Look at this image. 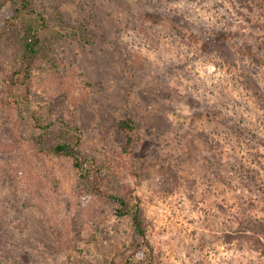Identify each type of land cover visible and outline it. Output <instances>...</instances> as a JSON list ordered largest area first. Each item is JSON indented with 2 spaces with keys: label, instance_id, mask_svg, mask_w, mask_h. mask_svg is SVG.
Returning a JSON list of instances; mask_svg holds the SVG:
<instances>
[{
  "label": "rangeland",
  "instance_id": "rangeland-1",
  "mask_svg": "<svg viewBox=\"0 0 264 264\" xmlns=\"http://www.w3.org/2000/svg\"><path fill=\"white\" fill-rule=\"evenodd\" d=\"M34 7L51 35L15 85L0 0V264L145 263L129 217L38 147V122L78 126L102 190L140 200L154 264H264V0Z\"/></svg>",
  "mask_w": 264,
  "mask_h": 264
},
{
  "label": "trees",
  "instance_id": "trees-1",
  "mask_svg": "<svg viewBox=\"0 0 264 264\" xmlns=\"http://www.w3.org/2000/svg\"><path fill=\"white\" fill-rule=\"evenodd\" d=\"M8 11L4 18V24L11 40L18 46V64L13 68L10 80L13 84L27 86L35 63L41 58L47 41L50 39V25L46 17L34 7V0H7ZM225 47L224 50L228 53ZM232 58L231 54H228ZM38 120L37 118H35ZM48 124L38 125L43 129L37 136L38 147L47 153L58 156L70 157L72 164L80 178L86 182L88 191L95 194H103L116 203L115 212L119 216H127L130 219L133 230V245L136 255L144 264H154L152 248L147 236V226L142 214L140 200H133L117 193H107L101 188L102 177L95 159L90 158L79 147V127L62 122L60 131H49ZM118 128L125 137L124 149L128 150L134 140L136 129L135 120L130 117L121 118ZM48 133L54 135L53 138ZM138 264V263H137Z\"/></svg>",
  "mask_w": 264,
  "mask_h": 264
}]
</instances>
